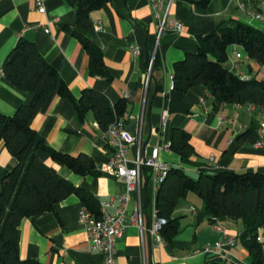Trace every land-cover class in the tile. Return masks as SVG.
Listing matches in <instances>:
<instances>
[{
	"label": "crops",
	"instance_id": "crops-1",
	"mask_svg": "<svg viewBox=\"0 0 264 264\" xmlns=\"http://www.w3.org/2000/svg\"><path fill=\"white\" fill-rule=\"evenodd\" d=\"M201 1L164 0L157 16L148 0H109L91 13L94 30L83 32L77 27L75 7L65 0H46L45 14L37 11V0H0V66L21 38L31 40L57 70L75 99H80L85 89L103 93L112 104L129 94L126 119L138 121L144 156L151 157L160 148V162L184 168L192 178L201 172L264 173L263 108L251 111L247 105L221 103L201 86L183 94L174 89L173 83L175 64L187 54L197 52L199 36L237 22L264 32V17L256 18L264 0H211L206 7ZM164 18L167 21L161 30ZM173 21L182 24L181 32L172 26ZM73 31L81 32L102 49L112 81L89 75V55L72 35ZM232 47V55L227 50L229 60L225 67L231 71L233 63H240L243 73L264 81V68L248 58L238 61L235 53L239 52V46ZM133 48L139 50L137 56ZM156 55L157 63L153 66ZM32 99V94L1 78L0 114L13 116ZM163 111L169 112L165 131L161 128ZM32 128L56 151L72 156L86 154L93 159L97 174L82 177L48 155L38 153L58 174L95 196L100 206L109 204L107 211L114 214L119 207L118 197L125 193L126 186L121 179L100 172L109 152L93 114L81 121L73 104L53 92L34 118ZM177 128L191 136L196 155L189 160H183L169 147L173 130ZM249 130L250 135L241 139ZM258 141L263 142V147H257ZM135 150L130 148V160L134 159ZM17 165V159L0 142V194L4 177ZM143 181L145 233L142 235L136 225L125 230L117 240L116 264L252 263L241 239L242 222L227 217L211 220L204 201L192 192L185 194L174 213L178 233L171 242L158 244L150 233L157 193L146 169ZM134 206L135 195H132L131 208ZM84 207L80 198L72 194L57 204L53 212L35 221L23 219L19 225L21 258L42 264H105L100 254L89 249L79 219ZM259 235L264 237V228ZM227 238L236 241L234 247L225 246L216 254L203 252L205 246L214 247Z\"/></svg>",
	"mask_w": 264,
	"mask_h": 264
},
{
	"label": "trees",
	"instance_id": "trees-1",
	"mask_svg": "<svg viewBox=\"0 0 264 264\" xmlns=\"http://www.w3.org/2000/svg\"><path fill=\"white\" fill-rule=\"evenodd\" d=\"M76 9L77 27L83 32L94 30L91 13L102 8L109 0H65ZM211 0L201 1L206 7ZM72 35L89 55V75L112 81L101 48L81 32ZM241 47L250 61L264 68V32L237 22L234 26L222 25L207 35L198 37L196 53L174 66V89L183 94L196 86L207 89L219 102L237 106L252 104L264 108V81L255 77L243 80L225 64L231 46ZM157 63V55L153 66ZM5 78L18 90L33 95L28 105L20 106L13 116L0 114V142H4L18 165L2 181L0 194V264H42L35 259L20 256L19 225L25 218L32 221L55 210V206L70 195H77L85 206L100 216V202L88 191L74 186L65 177L45 164L38 153H43L70 172L87 177L97 174L93 159L80 154L72 156L47 145L33 128L32 122L48 98L56 92L68 99L81 121L92 113L99 128L105 131L115 121L126 119L127 100L112 104L106 95L85 89L75 99L57 70L41 55L37 45L21 38L3 64ZM251 130L241 136H249ZM171 151L183 160L196 155L191 136L182 129H174ZM197 194L205 203L212 219L235 218L242 222L244 241L251 255V264H264L263 245L257 241L264 228V173L201 172L192 178L184 168L170 167L156 196L157 216L167 220L162 236L171 242L178 233V219L174 213L186 193Z\"/></svg>",
	"mask_w": 264,
	"mask_h": 264
},
{
	"label": "built area",
	"instance_id": "built-area-1",
	"mask_svg": "<svg viewBox=\"0 0 264 264\" xmlns=\"http://www.w3.org/2000/svg\"><path fill=\"white\" fill-rule=\"evenodd\" d=\"M164 0H148L149 5L157 16L163 7ZM46 0H37V11L41 14L46 13L45 7ZM167 16V15H166ZM264 17V1L261 6L260 13L256 15L257 19ZM167 18L161 25V30ZM172 26L176 31L181 32L183 26L181 23L172 22ZM49 32V31H47ZM134 55L139 54L137 48H133ZM235 58L241 61L242 55L239 52L235 53ZM231 71L239 75L243 80H249L250 77L243 73L240 68V63H233ZM5 77L3 67L0 66V80ZM129 94H125L123 99H129ZM249 110H255L252 104L247 105ZM264 110V108H263ZM169 118V112L163 111L161 128L165 131L167 129V123ZM264 127V124L262 125ZM244 127H240L243 129ZM103 139L106 142L109 159L107 163L101 166L100 172L114 176L117 179H121L125 186L126 191L118 197L119 207L114 214L107 211L109 204H103L100 206V216L91 212L87 207H84L79 214L81 224L84 226L87 237L89 249L92 252H96L103 257L105 264H116V244L117 240L122 237L125 230L130 225H136L141 231L142 235L145 233L144 227V181L143 171L146 169L150 171V175L153 180L155 193L158 192L161 184L167 176V172L170 169L168 164L162 163L158 160L159 149L157 148L151 157L143 155L142 151V133L141 130L137 131L136 136H133L127 129L126 124L123 121H115L105 131H103ZM257 147H263V142L258 141ZM131 147H135L134 159H129V150ZM170 147V145H169ZM169 147H166L167 149ZM132 195H135V206L131 208ZM167 224V220L157 216V209H154L153 225L150 229V233L153 235L155 241L164 245L165 240L162 236V229ZM257 241L264 245V237L259 235ZM236 241L234 239L221 240L214 247L207 245L204 247L203 252L205 254H216L225 246L234 247Z\"/></svg>",
	"mask_w": 264,
	"mask_h": 264
},
{
	"label": "water",
	"instance_id": "water-1",
	"mask_svg": "<svg viewBox=\"0 0 264 264\" xmlns=\"http://www.w3.org/2000/svg\"><path fill=\"white\" fill-rule=\"evenodd\" d=\"M137 119H132L128 125H126V129L133 135L137 134Z\"/></svg>",
	"mask_w": 264,
	"mask_h": 264
},
{
	"label": "rangeland",
	"instance_id": "rangeland-1",
	"mask_svg": "<svg viewBox=\"0 0 264 264\" xmlns=\"http://www.w3.org/2000/svg\"><path fill=\"white\" fill-rule=\"evenodd\" d=\"M233 50H234V49H233L232 46L229 47V48H228V53H229L230 55H232V51H233ZM237 50H238L239 53H241V55H242V59H241V61H246V60H247V55H246L245 51H244L242 48H240V47H238ZM197 178H198V177H195L194 179H197Z\"/></svg>",
	"mask_w": 264,
	"mask_h": 264
}]
</instances>
